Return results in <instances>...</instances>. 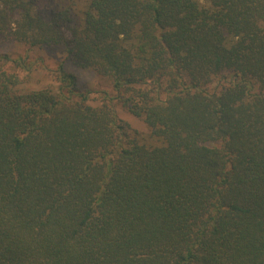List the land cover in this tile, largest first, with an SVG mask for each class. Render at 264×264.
Returning a JSON list of instances; mask_svg holds the SVG:
<instances>
[{
	"label": "trees",
	"instance_id": "16d2710c",
	"mask_svg": "<svg viewBox=\"0 0 264 264\" xmlns=\"http://www.w3.org/2000/svg\"><path fill=\"white\" fill-rule=\"evenodd\" d=\"M0 39L63 51L0 53V264H264V0H0Z\"/></svg>",
	"mask_w": 264,
	"mask_h": 264
},
{
	"label": "rangeland",
	"instance_id": "374dc122",
	"mask_svg": "<svg viewBox=\"0 0 264 264\" xmlns=\"http://www.w3.org/2000/svg\"><path fill=\"white\" fill-rule=\"evenodd\" d=\"M0 53H9L13 57L20 55V56H27L30 54L29 60L34 59H41L42 62L47 65L49 68H54L60 60L63 58V51L60 46H52L43 49L34 50L32 53H28L25 47L22 44L11 42V41H3L0 39ZM65 69L67 71L73 72L77 77V86L81 90H88L91 103L97 104L102 99L103 96L112 95V86L108 79L99 77L90 73L87 70H80L74 67L72 64L66 62ZM119 109V108H118ZM119 116L127 121L131 127L137 129L141 133H147L148 128L143 124L141 120L138 118L130 115L126 111L119 109Z\"/></svg>",
	"mask_w": 264,
	"mask_h": 264
}]
</instances>
